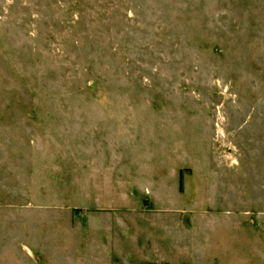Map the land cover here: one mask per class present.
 <instances>
[{
  "label": "rangeland",
  "instance_id": "374dc122",
  "mask_svg": "<svg viewBox=\"0 0 264 264\" xmlns=\"http://www.w3.org/2000/svg\"><path fill=\"white\" fill-rule=\"evenodd\" d=\"M0 264H264V0H0Z\"/></svg>",
  "mask_w": 264,
  "mask_h": 264
}]
</instances>
